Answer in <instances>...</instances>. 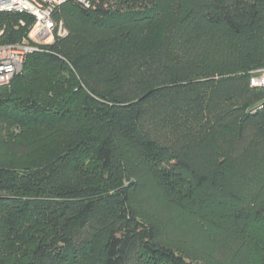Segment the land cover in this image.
<instances>
[{
  "label": "trees",
  "instance_id": "1",
  "mask_svg": "<svg viewBox=\"0 0 264 264\" xmlns=\"http://www.w3.org/2000/svg\"><path fill=\"white\" fill-rule=\"evenodd\" d=\"M54 19L0 87V264H264V0ZM33 22L1 14L0 46Z\"/></svg>",
  "mask_w": 264,
  "mask_h": 264
},
{
  "label": "built area",
  "instance_id": "2",
  "mask_svg": "<svg viewBox=\"0 0 264 264\" xmlns=\"http://www.w3.org/2000/svg\"><path fill=\"white\" fill-rule=\"evenodd\" d=\"M67 1L0 0V15L26 14L34 18L27 37L20 43L0 46V87L8 85L29 54L41 51L42 47L52 44L56 37L66 34L62 23L54 19V14ZM75 1L86 4V0ZM249 85L264 90V69L251 73Z\"/></svg>",
  "mask_w": 264,
  "mask_h": 264
}]
</instances>
